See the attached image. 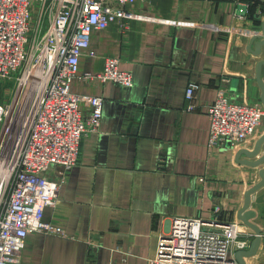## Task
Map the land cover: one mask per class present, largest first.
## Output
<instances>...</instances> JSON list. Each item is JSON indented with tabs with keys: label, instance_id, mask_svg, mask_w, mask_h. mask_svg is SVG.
Returning <instances> with one entry per match:
<instances>
[{
	"label": "crops",
	"instance_id": "crops-1",
	"mask_svg": "<svg viewBox=\"0 0 264 264\" xmlns=\"http://www.w3.org/2000/svg\"><path fill=\"white\" fill-rule=\"evenodd\" d=\"M260 7L259 0H134L123 6L129 16L90 32L70 87L103 98L100 123L81 137L71 168L46 170L59 187L43 219L64 233H29L19 264H148L174 216L198 217L207 229L237 220L248 244L233 253L249 247L254 232L237 215L264 162L244 164L235 153L253 149L264 117L244 141L208 147L204 108L219 90L261 103L255 73L264 46L259 54L248 48L264 21ZM105 57L130 71L132 85L93 77ZM191 81L197 87L188 100ZM261 155L264 141L254 157L238 158ZM248 208L261 236L243 259L264 264V185L250 193Z\"/></svg>",
	"mask_w": 264,
	"mask_h": 264
},
{
	"label": "built area",
	"instance_id": "built-area-1",
	"mask_svg": "<svg viewBox=\"0 0 264 264\" xmlns=\"http://www.w3.org/2000/svg\"><path fill=\"white\" fill-rule=\"evenodd\" d=\"M132 1L0 0V85L11 82L4 86L9 100L0 101V264H19L31 232L64 233L43 219L59 187L46 170L52 164L68 170L77 162L80 139L98 128L103 104L101 96L72 92L71 82L90 32L129 16L123 6ZM93 77L132 85L116 57H105ZM196 87L188 83V100ZM204 111L212 147L225 139L244 141L264 117V104L236 101L219 90ZM203 225L198 217H172L148 264H239L232 247L248 244L238 238L240 222Z\"/></svg>",
	"mask_w": 264,
	"mask_h": 264
},
{
	"label": "water",
	"instance_id": "water-1",
	"mask_svg": "<svg viewBox=\"0 0 264 264\" xmlns=\"http://www.w3.org/2000/svg\"><path fill=\"white\" fill-rule=\"evenodd\" d=\"M261 2H264V0H259ZM252 45V48H251ZM262 46H264V21L261 22L260 25V31L250 36L248 41V48L251 50L254 54H259L262 50ZM261 75L264 76V59H260L257 62L256 65V73L255 78L261 87V93H260V102L264 104V80L261 79ZM264 141V134H262L255 142L254 147L252 150H246L245 148H240L235 153V159L241 163L249 164V165H257L261 162H264V155L259 156L255 159H239L238 156L240 153H244L248 157H254L258 150L260 143ZM259 174V180L250 186L244 193V201L241 207V210L238 213V218L241 219V221L254 232V238L251 240L249 247L246 249H239L234 253L235 258L237 259L239 264H245L243 256H249L252 253H254V248L256 246V243L259 241L261 236V230L260 228L252 222L250 219L255 215L254 210H250L248 208L249 206V199H250V193L254 192L256 189L264 185V166H262L258 170ZM259 196L255 198V200H259ZM227 222V221H224Z\"/></svg>",
	"mask_w": 264,
	"mask_h": 264
},
{
	"label": "rangeland",
	"instance_id": "rangeland-1",
	"mask_svg": "<svg viewBox=\"0 0 264 264\" xmlns=\"http://www.w3.org/2000/svg\"><path fill=\"white\" fill-rule=\"evenodd\" d=\"M10 81L6 80V83L0 85V101H6L7 99L9 100V89L8 88H4V86L6 85H10ZM244 258V256H243Z\"/></svg>",
	"mask_w": 264,
	"mask_h": 264
}]
</instances>
